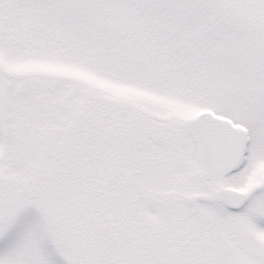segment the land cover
<instances>
[{
  "label": "snow or ice",
  "instance_id": "snow-or-ice-1",
  "mask_svg": "<svg viewBox=\"0 0 264 264\" xmlns=\"http://www.w3.org/2000/svg\"><path fill=\"white\" fill-rule=\"evenodd\" d=\"M0 264H264V0H0Z\"/></svg>",
  "mask_w": 264,
  "mask_h": 264
}]
</instances>
